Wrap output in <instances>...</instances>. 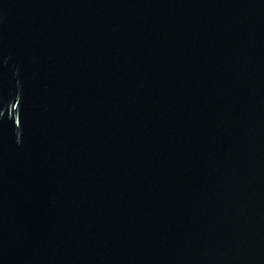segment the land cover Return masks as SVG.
<instances>
[{"label":"water","instance_id":"95a60500","mask_svg":"<svg viewBox=\"0 0 264 264\" xmlns=\"http://www.w3.org/2000/svg\"><path fill=\"white\" fill-rule=\"evenodd\" d=\"M0 264H264V0H0Z\"/></svg>","mask_w":264,"mask_h":264}]
</instances>
